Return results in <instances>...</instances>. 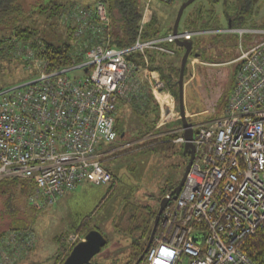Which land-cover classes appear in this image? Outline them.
<instances>
[{
    "label": "built area",
    "instance_id": "2783aa9c",
    "mask_svg": "<svg viewBox=\"0 0 264 264\" xmlns=\"http://www.w3.org/2000/svg\"><path fill=\"white\" fill-rule=\"evenodd\" d=\"M143 1L132 46L111 45L104 34L111 20L103 3L80 7L70 14L78 21L76 34L87 26L97 38L84 61L50 72L36 61L41 69L36 79L0 91V182L29 181L34 185L30 202L38 207L54 206L83 182L109 184L113 175L102 165L96 145L119 140L122 101L147 86L160 108L157 127L180 121L174 95L149 67L148 51L174 55L169 46L177 41L236 34L240 55L234 62L240 67L227 106L219 117L192 122L195 159L178 198L163 210L142 264H264V248L247 246L249 238L264 232V27L184 29L144 39L151 4L177 0ZM133 53L142 54L145 64L128 60ZM196 61L190 58L192 65ZM169 133H180L173 142L185 144L182 127ZM28 233L3 238L0 264L20 260L11 257L20 249L28 253L35 240V233ZM198 234L201 243L195 240ZM259 253L261 260L256 259Z\"/></svg>",
    "mask_w": 264,
    "mask_h": 264
},
{
    "label": "trees",
    "instance_id": "16d2710c",
    "mask_svg": "<svg viewBox=\"0 0 264 264\" xmlns=\"http://www.w3.org/2000/svg\"><path fill=\"white\" fill-rule=\"evenodd\" d=\"M79 0H37L36 3L28 6L24 0H0V70L7 69L11 72L14 70L26 69L28 71V65L37 63L36 61L43 62L45 64V71L50 72L63 67L71 66L76 63H81L85 59V54L93 46V43L97 39L94 37L92 30L87 29V26L77 35L78 27L75 18H70V14L76 12L80 7H86L93 9L98 3H103L110 16L111 24L110 28L105 31V36L109 37L111 45L116 48H125L132 46L137 38L140 22L143 15V0H85L83 4L79 3ZM83 1V0H82ZM186 1V0H183ZM80 2V1H79ZM85 3V4H84ZM172 4V3H171ZM45 16L44 24L48 25L50 29L59 25V21L63 22L66 26L67 40L56 44L46 39L49 33L47 29L39 27L38 19L36 16ZM69 16V19H67ZM257 22H260V26H257ZM80 24L85 22L80 21ZM94 21H90L88 26H92ZM231 27L228 28H245L244 25L251 24L253 27H264V20L258 21L252 18L251 20H243V18L234 21ZM228 24V25H229ZM87 25V24H86ZM174 25V24H173ZM51 26H53L51 28ZM163 23L156 15H151L149 21L144 27L143 38L152 39L158 36H164L173 30V26L168 28L167 31L163 29ZM221 27L218 26V17L216 12L212 10V15H209L207 11L192 12L187 20L185 29L191 30H217ZM49 29V28H48ZM236 35V34H233ZM206 36V35H204ZM204 36H197L193 40V53L190 58L202 59L204 62L212 64H221L226 61L217 60L218 58L209 54L207 48H216V44L220 40V33L210 34L212 41L207 47L202 46V39ZM178 46V45H177ZM171 48V46H169ZM182 49V48H181ZM185 52V50H184ZM214 53V52H213ZM184 54V53H183ZM181 55V60L183 57ZM149 67L151 70H156L160 73L161 78L167 89H169L176 100L179 98V86L178 79L180 76V66L174 61H170L166 58L169 54L162 52L148 51ZM127 59L136 62L138 65H144V57L140 53H133L127 56ZM189 62L185 72V79L189 72ZM230 62V61H229ZM38 64V63H37ZM235 64V70L233 73V79L226 85L224 83L223 93L215 102L206 103L207 109L205 115L209 116L208 120L221 116L220 110L227 106L229 95L234 87L235 77L240 64ZM39 66V64H38ZM198 77L201 80V84L207 88L203 91V95L208 94L207 91L213 89L214 81L218 75L225 76V70H218L217 72L204 71L203 66H198ZM210 67V66H209ZM22 68V69H19ZM39 66V73H40ZM217 73V74H216ZM216 74V75H215ZM207 79V80H206ZM20 84V83H19ZM211 84V86H209ZM0 87V91L9 88L5 86ZM8 85V84H7ZM14 86V85H13ZM12 87V86H10ZM228 87V88H227ZM227 88V89H226ZM147 86H144L137 95L132 96L127 101H122L119 104V109L124 104H128L122 108H129L131 111H135L140 115L141 127L138 132V138L140 141L133 146L130 144L126 150L120 151L119 154H126L130 152L138 151H162L171 150L176 145L173 140L180 136V133L170 134L171 130L167 129L168 125L161 128L157 127V123L160 118V108L157 104L154 96L149 91ZM206 97H204L205 99ZM207 99V98H206ZM221 107V108H220ZM118 109V110H119ZM121 118L118 116L116 121V130L118 132L119 140L129 142L134 139L129 138V132L120 128ZM181 152L187 158L186 165L189 161V154H184V144L181 145ZM104 161V160H103ZM115 179V173L107 168ZM185 171V170H184ZM184 174V172H183ZM183 176V175H182ZM111 181V183L113 182ZM180 182V179L171 185L167 190H163L162 195L165 197L168 195ZM113 185V184H112ZM34 193V185L29 181L22 179H7L0 182V218H7L8 229H0V242L6 236L9 231L14 233H22L24 236H29L28 232H34L30 227V213H36L37 210L45 207H38L30 202V199ZM160 201V199H159ZM171 202H174L173 200ZM160 205L156 208L150 205H144L139 225H136V237L130 244L129 259L125 264H135L136 261L143 254L146 244L149 240L152 232L155 217L159 211ZM135 214H138L136 212ZM34 217V216H32ZM31 217V219H32ZM130 226L126 228V231L134 232L131 226L135 223L136 217L130 218ZM80 229L84 233V236L88 234L91 229L85 223L80 224ZM98 230V229H97ZM35 233V232H34ZM65 237L60 236L56 241L58 242V252L55 254L53 264H63L66 258L69 256L72 248H67L65 244ZM37 237L35 234V240L33 246L28 249L27 255L22 259L31 255L36 248ZM108 243V242H107ZM248 247H254L256 250H262L264 248V232H260L254 237L249 238L247 243ZM261 254L259 253L256 259L261 260ZM21 260V261H22ZM144 260V258H143ZM143 260L140 262L142 264ZM16 261L14 264L21 263Z\"/></svg>",
    "mask_w": 264,
    "mask_h": 264
},
{
    "label": "rangeland",
    "instance_id": "374dc122",
    "mask_svg": "<svg viewBox=\"0 0 264 264\" xmlns=\"http://www.w3.org/2000/svg\"><path fill=\"white\" fill-rule=\"evenodd\" d=\"M79 1L78 4L86 2L85 0ZM205 1L208 0H198L194 5L185 9L179 24L180 31L185 29L187 20L195 6L205 3ZM24 2L30 6L36 3L37 0H24ZM182 3L183 0H177L172 4L158 1L151 4L152 15L160 18L164 31L173 26ZM216 15L220 29L228 28V21L219 8L216 9ZM44 17L36 16L38 23H40L39 27L44 30L47 29L49 32L46 39L56 44L66 41L68 35L66 25L59 21V25L54 27L57 29H50L48 25L44 24ZM263 17L264 9L259 14L258 20ZM259 23L257 22L256 25L260 26ZM244 26L252 27L251 24ZM220 34V40L216 44L217 47L207 48V52L217 57V60L220 58L222 62H226L216 65L204 62L202 59H198L195 65L189 62V72L185 79V106L188 118L193 115L190 121L195 124L208 121L209 116L204 113L207 109L206 103H209V101L215 102L223 93L221 89H223L224 83L226 82L225 84L229 85L232 81L235 70L234 60L240 55L239 35L224 32ZM211 41V36H204L201 41L202 46L207 47ZM244 41L245 44H248L249 38H244ZM170 46L176 51V54H169L166 58L180 66L184 49L176 44ZM191 59L193 61L194 58ZM198 66H203L204 69L202 70L204 71L207 70V67L211 72L225 70L226 77L224 78L221 74L218 75L211 92L207 91L208 94L203 95V91L208 86L206 87L203 83H200ZM38 75L39 66L37 63L28 65V71L22 69L10 73V70L3 69L0 70V87L4 83H6V87L27 83L36 79ZM204 97L207 99H204ZM127 105L124 104V106ZM124 106H121L118 110V116L121 118L120 128L129 132V138L132 137L134 141L130 140L125 143L121 139L117 140L115 144L101 142L96 145L97 153L101 154V158L104 160L102 165L105 168H110L116 175L113 182L105 185H93L89 182H83L61 198L54 206L41 208L34 214L30 213V228L34 230L37 237L36 248L24 261L22 259L27 255L24 250L20 249L18 256L16 254L12 255L11 257L21 258L19 261H22L18 264H53L59 247L56 240L63 236L66 239L67 248L73 247L74 244L72 245V243L75 242H72L73 237H75V240L77 239L76 243L85 237L80 229L82 223L88 225L91 230L98 229L108 240L107 245L96 255L95 262L99 264H125L128 261L130 244L137 236L135 227L143 219L142 214H140L144 210L143 206L150 205L156 208L159 199L163 197V190L169 189L172 184L179 179L181 180L187 158L181 152V145H176L173 149L165 152L138 151L119 154L120 151L126 150L140 141L137 139L141 127L140 115L127 107L122 108ZM224 110L225 108L221 109L220 114ZM176 111L179 113L177 100ZM181 126V121H175L164 130H178ZM127 143H131V145L129 146ZM136 212L138 214H135ZM133 216L136 217V220L135 223H132L131 228L135 231H126L131 223L130 218H133ZM8 222L7 218H0V229H8ZM13 233L14 231H9L6 236ZM11 261H14V259L11 258Z\"/></svg>",
    "mask_w": 264,
    "mask_h": 264
},
{
    "label": "water",
    "instance_id": "95a60500",
    "mask_svg": "<svg viewBox=\"0 0 264 264\" xmlns=\"http://www.w3.org/2000/svg\"><path fill=\"white\" fill-rule=\"evenodd\" d=\"M194 1L195 0H187L182 3L173 25L172 31L174 34H176L179 30V24L181 22L185 9L189 5H191ZM228 26L231 27V24H229ZM176 44L185 50L181 60L180 76L178 79V86H179L178 104H179L180 121L182 123L181 127L183 128V136L186 140L184 144V154L186 155L189 154L190 157L179 184L167 196L161 199L160 208L155 217L154 226L150 234L149 240L146 244L143 254L140 256V258L136 261L135 264H140L145 254L147 253L148 249L150 248L163 210L170 203L171 200L174 201L178 198V195L184 186L187 174L190 171L192 163L195 159V146L192 143L194 137V130L192 127V122L187 116V111L185 106V72H186L188 60L190 59L191 54L193 53L194 45H193V41H187V40L177 41ZM195 240L198 243H201L202 235L200 234L195 235ZM107 242H108L107 238L99 230L93 229L88 232V234L84 237L82 241L78 242L72 248L69 256L66 258L63 264H99L97 262L93 263L92 259L101 252L102 248L107 245Z\"/></svg>",
    "mask_w": 264,
    "mask_h": 264
},
{
    "label": "flooded vegetation",
    "instance_id": "af4514ba",
    "mask_svg": "<svg viewBox=\"0 0 264 264\" xmlns=\"http://www.w3.org/2000/svg\"><path fill=\"white\" fill-rule=\"evenodd\" d=\"M197 1L198 0H195L189 6L194 5ZM217 8L220 9L222 15L227 19L228 24L233 23L234 21H237L240 18H243V20H251L255 17V19L258 20L259 14L264 9V0H208L205 1V3L197 5V7L195 6L192 12L207 11L209 15H212V10L216 12ZM263 20L264 17L258 21ZM95 257L92 259L93 263H95Z\"/></svg>",
    "mask_w": 264,
    "mask_h": 264
},
{
    "label": "bare ground",
    "instance_id": "6f19581e",
    "mask_svg": "<svg viewBox=\"0 0 264 264\" xmlns=\"http://www.w3.org/2000/svg\"><path fill=\"white\" fill-rule=\"evenodd\" d=\"M167 196V195H166ZM172 201V200H171ZM171 201H170V203H171ZM153 243V242H152ZM152 245V244H151Z\"/></svg>",
    "mask_w": 264,
    "mask_h": 264
}]
</instances>
